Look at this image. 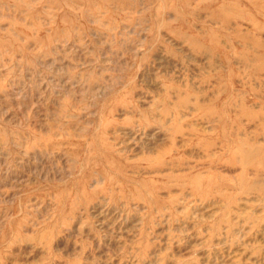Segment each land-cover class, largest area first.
I'll return each mask as SVG.
<instances>
[{"label": "rangeland", "instance_id": "374dc122", "mask_svg": "<svg viewBox=\"0 0 264 264\" xmlns=\"http://www.w3.org/2000/svg\"><path fill=\"white\" fill-rule=\"evenodd\" d=\"M0 264H264V0H0Z\"/></svg>", "mask_w": 264, "mask_h": 264}]
</instances>
